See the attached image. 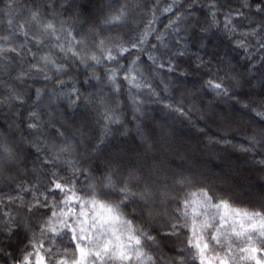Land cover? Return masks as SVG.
<instances>
[{
    "label": "snow or ice",
    "instance_id": "obj_1",
    "mask_svg": "<svg viewBox=\"0 0 264 264\" xmlns=\"http://www.w3.org/2000/svg\"><path fill=\"white\" fill-rule=\"evenodd\" d=\"M0 264H264V0H0Z\"/></svg>",
    "mask_w": 264,
    "mask_h": 264
},
{
    "label": "trees",
    "instance_id": "obj_2",
    "mask_svg": "<svg viewBox=\"0 0 264 264\" xmlns=\"http://www.w3.org/2000/svg\"><path fill=\"white\" fill-rule=\"evenodd\" d=\"M160 19L162 23H167V20L163 16H161ZM157 27H162V24H158ZM222 38L223 37L221 34V39ZM205 53H206L205 59H208L213 54L224 55L225 53H229L230 55H235L234 53H230L229 49L226 46V41L225 44L221 46L219 49L214 48L213 46L210 45L209 48L205 50ZM181 63L183 64L184 61H181ZM81 75H83V73ZM197 79H198L197 77L189 76L187 79L181 78L177 80L176 81L177 90L175 91L174 96L178 98L180 92L183 91L185 88L191 89L193 87L194 82ZM39 86H41V83H37L34 87H39ZM196 86H198V84ZM85 87L88 88L89 91H93V89H91L88 85H85ZM225 107L226 105H224L223 103H219L216 106V110L219 112ZM148 108L151 117L155 118L156 120H166L168 124L172 125L176 129L182 145L188 149L189 155L192 157L193 162L198 161L201 165H205L209 168H215L217 171H219L221 168H223L224 171H227L228 162H231L234 166L239 163L243 174L248 175L245 169L249 168L251 165L250 163H245L243 153L239 152L236 149L228 147L227 151L223 153V155L226 157V160L222 162L221 160L216 158V156L212 151V148L215 146H210V148L204 147V142H202L203 137L197 131L196 128H193L191 125L187 123L181 124L178 121H175L167 117L164 113L160 111L159 105H149ZM125 113L127 119L131 121V109L126 107ZM132 127L133 124H129V128ZM198 127H204L207 135H215V136L224 135L221 129H218L215 125L207 121H198ZM228 138L232 139L234 144H239L244 142L243 135L239 131H233ZM119 139L126 140L127 143L130 145H136L139 143V139L135 136L134 131L131 132L128 137L119 138ZM167 163L171 168L176 169L178 165H184L185 167H187L189 162L181 161L178 157L169 155Z\"/></svg>",
    "mask_w": 264,
    "mask_h": 264
}]
</instances>
